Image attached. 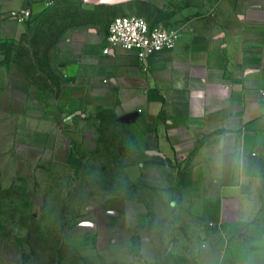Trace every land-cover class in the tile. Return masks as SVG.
<instances>
[{
    "label": "crops",
    "instance_id": "1",
    "mask_svg": "<svg viewBox=\"0 0 264 264\" xmlns=\"http://www.w3.org/2000/svg\"><path fill=\"white\" fill-rule=\"evenodd\" d=\"M163 1H82L90 13L50 50L59 90L50 104L36 105V120L44 132L68 134L64 163L78 166L96 148V133L118 126L130 144L136 194L126 197L125 212L134 226L168 212L190 214L221 236L189 238L175 224L173 237L162 217V243L191 246L184 254L203 264H264V232L246 231L255 217L245 200L251 190L238 182L248 160H260L248 156L264 141V0ZM26 6L25 22L50 7L0 0V24ZM126 7L152 25L178 28L176 46L146 58L122 47L103 52L110 23L104 11L118 15ZM165 255L159 259L184 261Z\"/></svg>",
    "mask_w": 264,
    "mask_h": 264
},
{
    "label": "rangeland",
    "instance_id": "2",
    "mask_svg": "<svg viewBox=\"0 0 264 264\" xmlns=\"http://www.w3.org/2000/svg\"><path fill=\"white\" fill-rule=\"evenodd\" d=\"M82 3L55 0L35 20L21 24L10 12L0 24V264H177L159 259L163 253L183 257L182 264H203L184 254L191 246L162 243L161 218L173 237L179 234L175 224L194 239L221 236L219 228H204L177 212L134 226L125 212V199L136 187L124 130L106 125L78 166L64 163L68 134L44 132V122L36 120V105L50 104L59 90L50 50L90 13ZM104 12L110 22L115 14ZM248 157L260 160H248L239 173L238 182L251 190L247 211L255 214L246 231L264 232V141ZM114 207L118 214L109 211Z\"/></svg>",
    "mask_w": 264,
    "mask_h": 264
},
{
    "label": "built area",
    "instance_id": "3",
    "mask_svg": "<svg viewBox=\"0 0 264 264\" xmlns=\"http://www.w3.org/2000/svg\"><path fill=\"white\" fill-rule=\"evenodd\" d=\"M27 2H41L44 7L53 4L55 0H26ZM20 22H25L31 16V9L20 7L11 11ZM178 28L152 25L144 16L136 13L115 15L109 25L106 44L103 52L114 47L134 50L140 58H146L163 49L174 48L180 38Z\"/></svg>",
    "mask_w": 264,
    "mask_h": 264
},
{
    "label": "water",
    "instance_id": "4",
    "mask_svg": "<svg viewBox=\"0 0 264 264\" xmlns=\"http://www.w3.org/2000/svg\"><path fill=\"white\" fill-rule=\"evenodd\" d=\"M82 1L87 4H119V3L129 2L132 0H82ZM135 114L136 112L129 113L126 116H124L122 120L124 121L129 120L132 117H134Z\"/></svg>",
    "mask_w": 264,
    "mask_h": 264
}]
</instances>
